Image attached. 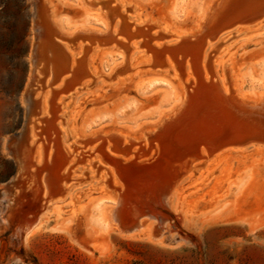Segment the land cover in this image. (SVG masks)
<instances>
[{
  "label": "rangeland",
  "instance_id": "rangeland-1",
  "mask_svg": "<svg viewBox=\"0 0 264 264\" xmlns=\"http://www.w3.org/2000/svg\"><path fill=\"white\" fill-rule=\"evenodd\" d=\"M92 1L99 3L102 11L83 6L81 0H0V264H264L261 137L226 145L216 152L212 147V154L205 148L198 153L196 141L186 140L185 133L180 132V123L185 120H189L187 133L194 131L197 119L191 108L195 103L180 123L164 121L181 107V85L191 95L198 86L194 62L187 58L184 64L183 54L177 58L176 51L204 48L213 62L211 81L220 83L223 78L222 62L229 95L240 94L249 101L264 98V26L263 31L249 36L235 31L225 36L223 33L238 24L221 29V23L214 27L207 21L195 36L197 24L216 0ZM45 16H51L50 20ZM42 25H46L47 34ZM180 32L189 34L190 41H181ZM52 42L54 56L63 53L66 43L73 48L79 67L77 80L70 72V77L58 85L57 72L53 81L45 83L47 67L55 58L48 49ZM34 43L41 50L37 54L41 75L29 111L25 91ZM142 51L151 56V62L135 69L130 63L140 61ZM167 57L174 63L176 76L173 66L166 64ZM72 81L80 83L70 89ZM46 91L51 109L45 116L40 113L39 101ZM30 123L35 133L32 141ZM220 130L225 132L227 124L222 122ZM113 131L118 135L110 134ZM16 134H20L17 143L24 146L28 161L22 169L19 153L12 154L8 147ZM156 136L161 142L165 139L163 149ZM122 141L125 149L132 148L130 155L113 152ZM38 143L44 156L49 146H54L52 153L58 155L55 163L59 164L55 174L54 160L49 162L44 157L39 165L34 163L31 153ZM64 147L69 153L65 168ZM223 150L226 155L216 156ZM191 152L198 157L180 159ZM137 158L141 163L137 164ZM175 159L182 162L178 167L184 172L171 189L169 206L161 205L153 186L166 178ZM130 164L134 170L128 168ZM111 168L117 175L121 173L118 177L122 181H131L125 183L127 204L121 206V224L135 219L139 208L162 213V222L158 216L143 214L140 219L147 222L140 231L121 227L122 231L112 224L107 208L114 204L112 196L118 193V186L112 185ZM41 174L45 195L41 194ZM52 174L59 185L53 183ZM142 178H148L149 183ZM65 185L70 189L65 200L46 205L47 196Z\"/></svg>",
  "mask_w": 264,
  "mask_h": 264
},
{
  "label": "bare ground",
  "instance_id": "bare-ground-1",
  "mask_svg": "<svg viewBox=\"0 0 264 264\" xmlns=\"http://www.w3.org/2000/svg\"><path fill=\"white\" fill-rule=\"evenodd\" d=\"M120 1V0H117ZM123 1V0H122ZM215 1V0H214ZM46 2V1H45ZM81 3L83 6H88L90 7L92 10L94 9H100V6L98 7L97 5L99 3L94 2V1H86V0H81ZM133 3V2H132ZM40 4L42 5V3L40 2ZM124 5H126V3H123ZM131 4V3H130ZM134 4V3H133ZM47 5V4H46ZM104 6H106L105 4H103ZM43 6V5H42ZM48 6V5H47ZM49 7V6H48ZM87 8V7H86ZM103 7H101L102 9ZM136 8V7H135ZM88 9V8H87ZM100 9V10H101ZM49 10V9H48ZM136 10V9H135ZM102 11V10H101ZM112 12H115V10L111 7ZM46 12V11H45ZM105 12V11H104ZM39 13V12H38ZM37 13V14H38ZM103 13V12H101ZM101 13H99L100 15H102ZM51 14V13H49ZM105 14V13H104ZM38 16V15H37ZM36 16V17H37ZM105 18V15H103ZM35 17V16H34ZM47 17V16H45ZM51 18V16H50ZM50 18L47 20H50ZM38 21V20H37ZM209 22L210 26L211 24L215 27V26H219V23H221V26H228V25H232V24H238L236 25L232 30L226 31L225 33H223V35H228L231 31H235L238 33V35H243V36H249L252 33L255 32H261L263 31L262 27L264 26V0H216V2H212L209 7L208 10L206 11V13L204 14V16L202 17V20L197 24L196 30L194 35L198 36L201 32L202 29L205 28V26L208 24L206 22ZM156 22V21H155ZM39 23V22H38ZM48 23V22H47ZM42 24V23H41ZM212 26V28L214 29V27ZM41 27V26H40ZM45 27V28H44ZM49 27V26H48ZM221 27V29H222ZM45 29V33L47 34V27L46 25H42V29ZM117 28V27H116ZM126 28V27H125ZM124 28V29H125ZM209 28V27H206ZM212 28L211 31H212ZM41 30V28H39ZM49 29V28H48ZM51 30V29H50ZM127 30V29H126ZM207 30V29H206ZM205 30V32H206ZM116 31V30H115ZM121 31V30H120ZM123 31V30H122ZM40 32V31H39ZM52 32V31H51ZM93 33L97 34H103L100 31H92ZM124 32V31H123ZM126 32V31H125ZM88 33V32H87ZM107 33V32H106ZM179 37L181 38L180 40L183 39H188V35L186 32H180L178 33ZM41 36V35H40ZM224 36V37H225ZM42 37V36H41ZM49 37V36H48ZM40 38V37H39ZM47 38V37H46ZM51 38V37H50ZM53 38V37H52ZM199 38V37H198ZM49 39V38H48ZM56 39V38H53ZM94 39V38H93ZM92 39V41H93ZM189 40V39H188ZM38 41V40H36ZM40 41V40H39ZM47 41V40H46ZM55 41V40H54ZM185 41V40H183ZM190 41V40H189ZM122 42V41H121ZM37 43V42H35ZM34 43V47H33V60H32V67H31V73H30V77L29 80L27 82V88L25 91V99H26V103H27V107L28 110L30 111V107L31 104L33 102L34 96L37 95L35 92L33 93V90L35 89V83L37 82V78L38 76L41 75V70H40V66L38 65V60H39V56H37V54L39 53L40 48L38 46V44ZM48 43V42H47ZM186 43V41H185ZM193 43H195L193 41ZM53 42L50 44V46L48 45V49H49V53L51 55H53L54 58V62L52 63L50 60V64L47 67V71H46V76H45V83L53 81L54 77L56 76L57 72H59V78L57 81H59L58 85H61L67 78L70 77V72L72 73V78L73 80L77 78V76L79 75V67L77 68V60H76V55L73 53V48L71 46H69L67 43L65 45H63V53H60V56H54L55 52L53 51ZM122 44V43H120ZM119 44V45H120ZM43 45V44H42ZM41 45V46H42ZM135 46H137V43L135 42L134 44ZM160 45V44H158ZM186 44H184L185 46ZM212 45V43L209 42V46ZM61 46V45H60ZM178 46V45H177ZM47 47V46H46ZM83 47V43L79 44V49H81ZM176 47V45H175ZM197 47V46H196ZM99 48V47H98ZM114 48V46H113ZM166 48H170V46L166 47ZM115 49V48H114ZM165 49V48H164ZM172 50V48H170ZM168 49V50H170ZM175 49V48H174ZM181 49V48H180ZM107 50V49H106ZM170 50V51H171ZM100 51V50H99ZM118 51V50H117ZM176 51V49H175ZM43 52V51H42ZM47 52V50H46ZM166 52V51H164ZM177 52V58L179 57V55H181L180 53L183 54V62L184 64H186L187 62V58H189V60L194 62V66L196 68L197 71V88L195 90L194 93H192L193 95H191V93H189V91H185L183 88V85H181V89L182 91V102L181 107L178 108V110L174 111L171 115L167 116L164 121L168 124V123H172V122H179V119L182 118L183 116L185 117V115L188 113V111L190 110L191 106L193 105V103H195V106H192L191 111H193L195 117L197 119V124L196 126L193 128L194 131L192 130V132L187 133V130L185 129L188 128L187 126L189 125V120H185L183 122H181V126L183 127L182 130H180V132L185 133V136L187 137L186 140H195L196 141V151L199 153L202 151V148L200 149V147L205 144V146L210 147V148H214L213 151H218V149L225 144V142H229L230 139H232V141H242L245 138H250L253 136H257V139L259 137H261V141L264 142V98L260 99V100H255V101H249L246 100V98L240 94H237L236 97L231 96L228 94V88L226 86V82H225V78H224V72H223V66L225 65V63H219V67H220V71L221 74L223 76V78L220 80L219 82H213L211 81V79H209V74H212L213 76V70L212 66H213V62L209 61L208 57H207V51L204 48L201 49H196L194 51H184V52ZM121 53V52H120ZM173 53V52H172ZM41 54V53H40ZM48 54V53H47ZM80 54V52H79ZM166 54V53H165ZM146 55V56H145ZM159 55V54H158ZM50 57V56H49ZM48 57V58H49ZM142 59L138 62H133L130 63L131 65L134 66L135 69H138L139 66L141 65H147L148 62H151V56H147V54L144 53V51H142ZM158 57V56H157ZM165 57V56H164ZM176 57V55H175ZM166 64L173 66V62L172 60L167 57L166 60ZM46 62V61H45ZM48 62V61H47ZM84 62V61H83ZM160 62H157L156 65H159ZM40 64V63H39ZM129 64V66H130ZM119 65V64H118ZM118 65H116L115 67H117ZM149 66V65H148ZM173 71H174V75L176 76V69L174 68V66L172 67ZM115 69V68H114ZM146 69V68H145ZM212 69V70H211ZM189 70V69H188ZM82 72V71H81ZM125 72H123L124 74ZM122 74V73H121ZM188 74H190V72L188 71ZM232 75V74H231ZM120 76V75H118ZM127 78V77H126ZM123 79L125 80V76H123ZM77 80V79H76ZM80 80V79H79ZM123 80V81H124ZM178 80V79H177ZM118 81V80H117ZM121 81V83L123 82ZM73 82V81H72ZM77 83H80V81H74L71 86L70 89L74 88L75 85ZM183 82L181 81L180 84H182ZM194 83V82H193ZM47 85V84H46ZM52 85V84H51ZM57 85V86H58ZM192 85V84H191ZM195 86V85H194ZM193 86V87H194ZM52 87V86H51ZM69 87V86H68ZM49 88V87H48ZM54 88V87H53ZM58 88V87H56ZM190 88V87H189ZM51 89V88H50ZM193 90V89H192ZM50 91V90H49ZM49 91L47 93L41 94L40 95V101H39V106H40V113L42 115H48L51 109V104H50V95H49ZM55 91V90H54ZM53 92V91H50ZM191 92V91H190ZM193 92V91H192ZM186 95V96H185ZM184 96L186 97V99L184 100ZM239 96V98H238ZM36 97V96H35ZM190 97H194L195 99L193 101H189L187 99H189ZM60 99H62V95L60 96ZM53 100V99H52ZM68 106V105H67ZM65 106H63L64 108ZM62 108V106H61ZM193 118V119H194ZM195 120V119H194ZM192 120V121H194ZM163 121V122H164ZM223 123L227 124V130L223 133H221L220 130V125H222ZM165 124V123H164ZM163 124V125H164ZM191 124V123H190ZM193 127V126H192ZM179 128V127H178ZM53 132V131H52ZM177 132V131H176ZM28 134H29V141H32L34 138V130L32 129V125L30 123V126L28 127ZM54 134V133H52ZM110 134H117L118 133L116 131L111 132ZM172 135V134H171ZM166 136L167 135H163ZM259 136V137H258ZM14 139L13 141H11L9 143V151L12 154H16L17 152L19 153V158L20 160H18L21 162V169L23 167H25V163L27 161V156H26V152L24 153V151H22L23 147L22 144H18L17 141L20 139V134H16L13 136ZM162 137V135H161ZM165 137V138H166ZM163 141L160 144V148H162V143L165 141L164 138H162ZM224 139H227L226 141H223ZM57 142V140H56ZM192 142V141H190ZM190 142H188L187 144H189ZM184 143V142H183ZM36 144V143H35ZM34 144V146H35ZM39 144V143H38ZM57 144V143H56ZM108 143H106L107 145ZM165 144H168V142H165ZM191 144V143H190ZM50 145V144H49ZM171 145V144H170ZM193 145V144H192ZM43 146V145H42ZM52 146V145H51ZM49 146L46 155L44 156L43 153V149L41 150V146L40 144L37 145L32 154V159L34 161L35 164H40L43 162L44 157L46 158L47 161H53L54 164V174H55V167H57L59 164H57V162L55 163L57 156L56 154L54 155L52 152V148L54 146ZM57 146V145H56ZM165 146V145H164ZM163 146V147H164ZM26 147V146H25ZM61 147V146H57ZM171 147V146H170ZM175 147V146H173ZM178 147V146H177ZM65 148V147H64ZM27 149V148H25ZM63 149V148H62ZM132 149V148H131ZM131 149H125L124 148V142L122 141L121 144L119 146L116 147V149L113 151L119 155H130L132 153ZM163 149V148H162ZM165 149V148H164ZM179 149V148H178ZM66 150V148H65ZM167 150V148H166ZM185 150V149H184ZM228 150H236L234 148H228L226 149ZM240 150V149H238ZM21 151V152H19ZM29 151V150H28ZM173 151V150H172ZM62 151H60L61 153ZM160 152V150H159ZM168 152V151H167ZM175 152V151H174ZM178 152V151H177ZM17 153V154H18ZM66 156L69 155L68 151H65ZM162 153V151H161ZM29 154V153H27ZM64 154V153H63ZM62 154V155H63ZM126 155V156H127ZM162 155V154H161ZM224 156L225 151H221L216 153V156ZM14 156V155H13ZM30 156V155H29ZM64 156V155H63ZM164 156V155H162ZM174 156V155H173ZM68 157L65 160V164H64V168L65 166L68 164ZM111 158V157H109ZM161 158V157H160ZM163 159V158H162ZM30 160V159H29ZM114 160V159H113ZM138 163H141V161L139 162V158H137ZM161 161V159H159ZM28 162V161H27ZM117 162V161H116ZM122 162V160H121ZM33 163V162H32ZM118 163V162H117ZM124 163V162H122ZM180 163V162H179ZM182 163V162H181ZM180 163V167L181 164ZM187 163V162H186ZM136 164V165H137ZM32 165V164H31ZM121 165V164H120ZM124 165V164H123ZM122 165V166H123ZM142 165V164H139ZM147 165V164H146ZM171 165V164H170ZM169 165V166H170ZM30 166V164H29ZM45 166V165H44ZM61 166V165H60ZM119 166V165H117ZM126 166V165H125ZM145 166V165H144ZM157 166V165H156ZM160 166V165H159ZM178 166V164H177ZM184 166V165H183ZM32 167V166H31ZM34 167V166H33ZM37 167V166H36ZM131 167V164L128 165V168ZM134 167V165H133ZM173 167V164L168 168L167 170V174L164 175V177L166 176L165 179L160 180L159 182H157L156 185L153 186L154 190H155V195L158 198V201L161 205H165V206H169V203L171 201V189L173 187V185L175 184L174 177L172 175L173 174V169H171ZM30 168V167H29ZM63 168V171H64ZM127 168V167H125ZM127 168V169H128ZM144 168V167H143ZM155 167H152V170ZM19 169V168H18ZM130 170L133 169L132 167L129 168ZM148 169V168H147ZM146 169V170H147ZM151 169V168H150ZM162 169V168H161ZM181 169V168H180ZM134 170V169H133ZM151 170V171H152ZM157 170V169H156ZM45 171V170H44ZM150 171V170H147ZM154 171V170H153ZM111 178H112V185H116L118 186L117 190L118 193L114 194L112 196V199L114 201V204L112 206H110L109 208H107V215L109 217V220L112 222L113 225H115V227L126 231H134V230H142L145 227V224L147 222V219H140L141 215L145 214L148 217L150 216H158V218L160 219V222L163 221V218L161 217V214H157L154 212L155 209L150 208V209H142L139 208L137 209V211H139V213H137V215L134 213V216L136 215L137 217H135V219L133 220H129L130 223H127L125 225H122L120 220V211H121V206L123 204H127L126 203V199H125V195H126V185L124 181H122L121 179H119V173L118 175L116 174L115 170L111 168ZM132 172V171H130ZM165 172V171H164ZM136 173V172H135ZM154 173V172H153ZM163 173V172H162ZM52 174V179H53V183L55 185H59V181L58 179H55L56 176ZM63 174V173H62ZM121 174V173H120ZM129 174V173H128ZM133 174V173H132ZM161 174V173H160ZM158 174V175H160ZM105 173H102V176H104ZM137 175V173H136ZM135 174L133 176H136ZM18 176V175H17ZM23 176V175H22ZM44 176V175H43ZM128 176V175H127ZM132 176V177H133ZM149 176V175H147ZM27 177V176H26ZM31 177V176H29ZM125 178V177H124ZM136 178V177H134ZM149 178V177H148ZM148 178H142V179H148ZM40 179V188L42 189V195L47 194L45 192V187L43 186V177L42 174L39 177ZM128 179V178H127ZM179 179V178H178ZM137 179H135L136 181ZM30 180L27 181V183H29ZM148 181V180H147ZM158 181V178H157ZM26 182V181H25ZM33 182V181H32ZM46 182V180H45ZM64 182V180L62 181ZM111 182V183H112ZM131 182V181H128ZM127 182V183H128ZM141 182V181H140ZM35 183V182H33ZM136 183H139V181H137ZM146 183H149L146 182ZM43 184V185H42ZM62 184V183H61ZM129 184V183H128ZM132 184H134V182H132ZM142 184V183H141ZM140 184V185H141ZM33 185V184H32ZM47 185L49 186L50 184L47 182ZM46 185V186H47ZM63 185V184H62ZM60 185V186H62ZM131 185V183H130ZM144 185V184H142ZM147 185V184H145ZM144 185V187H145ZM29 186V184H28ZM47 186V187H48ZM52 186V185H51ZM66 186V185H65ZM128 186V185H127ZM134 186V185H133ZM31 187V186H30ZM35 187V186H34ZM38 187V186H37ZM130 187V186H129ZM128 187V188H129ZM27 188V187H26ZM54 188V187H53ZM57 187H55L56 189ZM138 188V187H137ZM34 189V188H33ZM50 189V188H49ZM58 189V188H57ZM135 189V188H134ZM143 189V188H141ZM140 189V190H141ZM147 189V188H146ZM36 190V189H35ZM150 190V189H149ZM153 190V189H152ZM151 190V191H152ZM41 191V190H40ZM69 186L66 187H61L58 190L54 191V194L52 196H47L46 198V205L48 203V205L52 204H59L62 203L65 198L68 196L69 192ZM130 191V190H129ZM145 192V191H144ZM150 192V191H149ZM125 193V194H124ZM139 193V192H138ZM141 193V192H140ZM143 193V191H142ZM124 194V195H123ZM128 194V193H127ZM144 194V193H143ZM146 194V193H145ZM144 194V195H145ZM136 193L135 196L136 197ZM144 195H141L142 197ZM148 195V193L146 194ZM150 195H152V193H150ZM155 196V198H156ZM128 197V196H127ZM132 197V195H131ZM148 197V196H146ZM153 197V196H152ZM151 198V197H150ZM154 198V199H155ZM43 199V197H42ZM132 199V198H131ZM139 199V197H138ZM136 199V200H138ZM142 199V198H141ZM130 200V199H129ZM153 200V199H152ZM134 202V200H132ZM139 201V200H138ZM145 201V199H144ZM149 201V200H148ZM154 201V200H153ZM129 202V201H127ZM151 202V201H150ZM132 203V202H130ZM135 203V202H134ZM134 203H132L134 205ZM138 203V202H137ZM141 203V202H140ZM156 203V202H155ZM158 203V204H159ZM129 204V203H128ZM153 204V203H152ZM157 204V203H156ZM159 204V205H160ZM130 205V204H129ZM131 206V205H130ZM151 207V206H149ZM148 207V208H149ZM164 207V206H163ZM136 208V206L134 207ZM145 208V206H144ZM124 209V208H123ZM135 210V209H133ZM157 211V210H156ZM134 212V211H133ZM133 212H131V214H133ZM163 215V214H162ZM38 218V217H37ZM142 218V217H141ZM130 219V218H129ZM39 220V219H38ZM158 220V219H157ZM37 221V220H36ZM34 222V221H33ZM120 222V223H119ZM164 223V222H163ZM152 227V226H151ZM121 229V230H122ZM122 230V231H123Z\"/></svg>",
  "mask_w": 264,
  "mask_h": 264
},
{
  "label": "water",
  "instance_id": "water-1",
  "mask_svg": "<svg viewBox=\"0 0 264 264\" xmlns=\"http://www.w3.org/2000/svg\"><path fill=\"white\" fill-rule=\"evenodd\" d=\"M232 25H234V24H232ZM228 26H230V25H228ZM228 26H223L222 28H226V27H228ZM182 41V40H181ZM181 41L179 42V43H177V44H180L181 43ZM159 131L160 130H162L163 129V124H162V127H159V128H157ZM155 135H157V133H155ZM156 139H157V141L159 142V147H160V144H161V140H159L158 138H157V136H156ZM251 140H258V139H255V138H246V139H244V140H242V141H229V142H225V144H223L219 149H221L222 147H224V146H226V145H232V144H244V143H247L248 141H251ZM260 141V140H259ZM201 148H205L206 150H207V152L209 153V154H212L211 153V148L210 147H207V146H201L200 147V149ZM186 157H189V158H192V160H193V157H198V154L196 153H194V152H191V153H188V154H186V155H184L182 158H180L181 160L183 159V158H186ZM149 161V159H147L146 161H144V163H147ZM178 162H180V160L179 159H175L171 164H173V167H174V169H173V174H174V182L176 181V179H178L179 177H180V175L181 174H183V172H184V169H180L176 164H178ZM176 165V166H175Z\"/></svg>",
  "mask_w": 264,
  "mask_h": 264
}]
</instances>
